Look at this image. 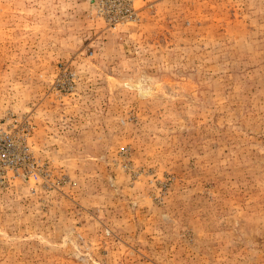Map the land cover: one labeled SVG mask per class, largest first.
I'll use <instances>...</instances> for the list:
<instances>
[{
  "label": "rangeland",
  "instance_id": "obj_1",
  "mask_svg": "<svg viewBox=\"0 0 264 264\" xmlns=\"http://www.w3.org/2000/svg\"><path fill=\"white\" fill-rule=\"evenodd\" d=\"M3 136L0 264H264V0H0Z\"/></svg>",
  "mask_w": 264,
  "mask_h": 264
},
{
  "label": "built area",
  "instance_id": "obj_2",
  "mask_svg": "<svg viewBox=\"0 0 264 264\" xmlns=\"http://www.w3.org/2000/svg\"><path fill=\"white\" fill-rule=\"evenodd\" d=\"M27 156L20 157L16 151L13 141L9 137H0V162L7 167L13 168L17 164L26 163ZM32 167V165H30Z\"/></svg>",
  "mask_w": 264,
  "mask_h": 264
},
{
  "label": "bare ground",
  "instance_id": "obj_3",
  "mask_svg": "<svg viewBox=\"0 0 264 264\" xmlns=\"http://www.w3.org/2000/svg\"><path fill=\"white\" fill-rule=\"evenodd\" d=\"M147 95V93H145V92H141V96L142 97H145Z\"/></svg>",
  "mask_w": 264,
  "mask_h": 264
}]
</instances>
